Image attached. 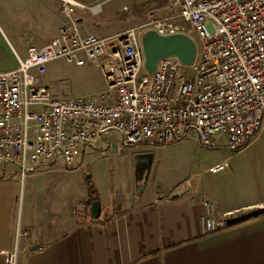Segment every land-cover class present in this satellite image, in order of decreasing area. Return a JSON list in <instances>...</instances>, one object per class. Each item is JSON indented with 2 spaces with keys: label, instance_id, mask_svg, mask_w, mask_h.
<instances>
[{
  "label": "built area",
  "instance_id": "built-area-1",
  "mask_svg": "<svg viewBox=\"0 0 264 264\" xmlns=\"http://www.w3.org/2000/svg\"><path fill=\"white\" fill-rule=\"evenodd\" d=\"M58 1L67 25L41 46L27 48L23 60L16 57L15 69L0 71V167L14 165L19 179L42 163L72 169L109 132L119 135L123 147L163 146L187 132L209 146L224 136L226 149L238 152L264 126V0H168L167 14L149 11L107 36L80 35L71 9L82 6ZM148 30L197 38L193 62L185 66L165 57L146 74L139 38ZM57 59L79 74L99 62L104 89L72 99L37 85L34 75ZM191 191L192 182L185 186L187 198H193ZM199 205L203 234L239 217L237 211L216 217L207 200ZM4 258L14 264V253Z\"/></svg>",
  "mask_w": 264,
  "mask_h": 264
},
{
  "label": "crops",
  "instance_id": "crops-1",
  "mask_svg": "<svg viewBox=\"0 0 264 264\" xmlns=\"http://www.w3.org/2000/svg\"><path fill=\"white\" fill-rule=\"evenodd\" d=\"M153 1L149 11L168 13V0ZM61 26L52 30L55 36ZM144 154L154 160L140 148L133 160ZM6 165L16 168L0 167V264L6 253H14V264H264L262 195L235 204L207 195L216 217L236 211L239 217L203 234L200 198H187L185 186L168 197L156 196L144 176L131 182V189L119 185L114 193L95 187L99 215L92 219L79 176L68 191L48 194L23 183L19 193L21 179Z\"/></svg>",
  "mask_w": 264,
  "mask_h": 264
},
{
  "label": "rangeland",
  "instance_id": "rangeland-1",
  "mask_svg": "<svg viewBox=\"0 0 264 264\" xmlns=\"http://www.w3.org/2000/svg\"><path fill=\"white\" fill-rule=\"evenodd\" d=\"M73 1L82 6L71 9V17L80 23L79 34L96 36H107L135 25L155 4L153 0ZM58 25H67L58 0H0V71L15 69L16 57L23 60L27 48H37L51 32L54 37L52 30ZM192 40L197 53L199 42L195 37ZM99 66L96 62L89 73L79 74L63 59H57L46 65L43 75L34 77L37 85L48 87L60 98H85L104 89ZM139 148L148 149L157 161L154 174L147 177L148 186L155 188L156 196H172L190 182L193 183L190 195L199 197L200 201L212 195L235 204L249 197L264 196V126L238 152L226 149L224 136L213 139L209 146H200L195 136L187 132L185 137L163 146L123 147L119 135L109 132L92 148L85 149L73 169L65 168L60 162L39 165L26 173L16 187L21 193L23 183L25 189L33 184L35 189L51 194L58 189L75 188L79 176L84 185L98 187L102 192L110 188L114 193L119 185L131 189L135 180L133 156ZM218 164L225 165L222 171L208 172ZM5 170L18 172L11 165H6ZM73 170L76 172L72 173Z\"/></svg>",
  "mask_w": 264,
  "mask_h": 264
},
{
  "label": "water",
  "instance_id": "water-1",
  "mask_svg": "<svg viewBox=\"0 0 264 264\" xmlns=\"http://www.w3.org/2000/svg\"><path fill=\"white\" fill-rule=\"evenodd\" d=\"M139 44L143 56V69L146 74L154 72L158 60L165 57H174L181 64L190 65L195 57V44L189 37L183 34H174L168 36H158L153 31H145L139 38ZM157 161L152 160L151 154L135 156L134 174L135 179L140 180L154 174ZM99 215V203L93 201L90 203L89 216L97 219Z\"/></svg>",
  "mask_w": 264,
  "mask_h": 264
},
{
  "label": "trees",
  "instance_id": "trees-1",
  "mask_svg": "<svg viewBox=\"0 0 264 264\" xmlns=\"http://www.w3.org/2000/svg\"><path fill=\"white\" fill-rule=\"evenodd\" d=\"M85 187H86V193H87L86 205H90L91 202H93L97 199L96 191L89 184L85 183Z\"/></svg>",
  "mask_w": 264,
  "mask_h": 264
},
{
  "label": "flooded vegetation",
  "instance_id": "flooded-vegetation-1",
  "mask_svg": "<svg viewBox=\"0 0 264 264\" xmlns=\"http://www.w3.org/2000/svg\"><path fill=\"white\" fill-rule=\"evenodd\" d=\"M145 175V173H143V176ZM146 176H148V174L146 175Z\"/></svg>",
  "mask_w": 264,
  "mask_h": 264
},
{
  "label": "bare ground",
  "instance_id": "bare-ground-1",
  "mask_svg": "<svg viewBox=\"0 0 264 264\" xmlns=\"http://www.w3.org/2000/svg\"><path fill=\"white\" fill-rule=\"evenodd\" d=\"M95 11V10H94Z\"/></svg>",
  "mask_w": 264,
  "mask_h": 264
}]
</instances>
